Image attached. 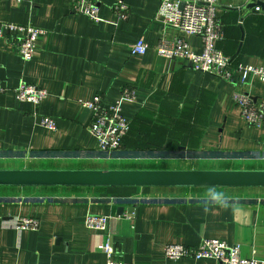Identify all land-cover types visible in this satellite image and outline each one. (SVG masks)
<instances>
[{"label": "crops", "instance_id": "obj_1", "mask_svg": "<svg viewBox=\"0 0 264 264\" xmlns=\"http://www.w3.org/2000/svg\"><path fill=\"white\" fill-rule=\"evenodd\" d=\"M251 0H219L224 36L215 46L233 64L264 67V14ZM101 20L74 10V0H0V21L43 30L38 53L24 60L18 34L0 37V168H264V123L249 124L234 94L264 105V83L228 81L186 60L156 53L162 38L181 35L156 17L159 0H93ZM144 38L143 55L132 45ZM201 53L200 36L187 37ZM48 91L40 103L19 100L20 82ZM124 92L131 93L125 97ZM118 101L130 130L112 154L99 149L80 100ZM54 118L56 129L41 125ZM87 214L111 216L106 232ZM39 220L20 230L16 219ZM110 238L131 264H215L211 258L165 257L169 243L197 246L218 238L264 262V188L0 186V264H107L98 244ZM264 264V263H260Z\"/></svg>", "mask_w": 264, "mask_h": 264}, {"label": "built area", "instance_id": "obj_2", "mask_svg": "<svg viewBox=\"0 0 264 264\" xmlns=\"http://www.w3.org/2000/svg\"><path fill=\"white\" fill-rule=\"evenodd\" d=\"M22 1V0H18ZM156 17L166 25L179 30L181 35L172 39L162 38L155 47L157 55L167 59L186 60L195 70L210 73L228 81H239L247 84L257 77L264 83V67L238 63L234 65L232 58L215 46V42L224 36L223 24L217 16L219 0H159ZM74 10L87 15L95 22L101 20L99 9L93 0H74ZM118 16L126 17L128 8L124 0H118L115 7ZM7 33L18 34L17 48L24 60L32 59L37 53V40L43 30L32 25H21L13 22L0 21V37ZM190 35L200 36L203 41L201 53L194 51L187 39ZM149 43L139 38L131 48L132 55H143L149 49ZM238 77V78H237ZM6 91L0 84V92ZM19 100L35 104L48 96V91L37 84L25 81L15 88ZM131 97L132 92H124ZM234 99L241 109L243 118L253 126L264 123V105L254 103L248 93L236 92ZM80 104L92 110V122L89 126L91 135L96 139L100 150L112 154L122 146L124 136L130 130V121L122 113L121 102L104 106L102 97L97 95L93 100H80ZM41 125L56 129L54 118L44 116ZM111 216L87 214L84 218L86 226L92 230L106 232ZM39 220L30 216L16 219V227L20 230L38 229ZM98 249L107 255V264H131L116 257L115 248L110 238L98 244ZM165 257L179 260L190 257L196 260L211 258L215 264H260L262 260L242 256L239 244L231 245L218 238H204L197 246L183 243H169L164 247Z\"/></svg>", "mask_w": 264, "mask_h": 264}, {"label": "water", "instance_id": "obj_3", "mask_svg": "<svg viewBox=\"0 0 264 264\" xmlns=\"http://www.w3.org/2000/svg\"><path fill=\"white\" fill-rule=\"evenodd\" d=\"M247 8L264 14V0ZM0 186L264 188V168H0Z\"/></svg>", "mask_w": 264, "mask_h": 264}, {"label": "trees", "instance_id": "obj_4", "mask_svg": "<svg viewBox=\"0 0 264 264\" xmlns=\"http://www.w3.org/2000/svg\"><path fill=\"white\" fill-rule=\"evenodd\" d=\"M232 63H233V60H232Z\"/></svg>", "mask_w": 264, "mask_h": 264}]
</instances>
